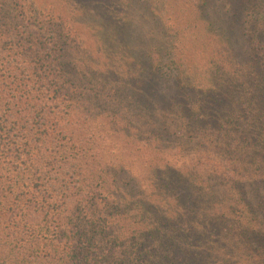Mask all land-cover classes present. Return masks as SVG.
Wrapping results in <instances>:
<instances>
[{"label": "rangeland", "instance_id": "rangeland-1", "mask_svg": "<svg viewBox=\"0 0 264 264\" xmlns=\"http://www.w3.org/2000/svg\"><path fill=\"white\" fill-rule=\"evenodd\" d=\"M22 1L40 12L45 24L62 26L66 34L70 29L69 49H87L90 39L82 25H95L96 32L110 36L109 49L134 60L130 75L109 74L105 88L94 89L99 103L106 96L108 104L117 103L123 117L113 127L116 134L100 147L111 165L119 166L110 170L121 192L148 193L154 183L172 205L183 213L189 210L191 216L164 222L165 227L179 229V236H172L164 249L154 248L150 238L143 253L167 264H256L259 255L264 256V178L259 176L264 172V0H196L192 7L198 18L186 5V11L171 10L166 2L155 0H104L102 11L101 5L85 0ZM185 23L189 26L181 29ZM190 115L204 122H189ZM101 122L111 127L102 117L90 124L95 129ZM167 123L168 130L160 131ZM153 125L158 145L165 149L157 159L141 143L124 138L128 133L139 140ZM176 126L181 136L174 132ZM124 129L129 130L122 134ZM165 162L170 167L152 177L151 164ZM178 182L182 191L176 190ZM225 195L238 198L259 225L236 242L226 239L229 230L216 220L203 218L200 226L191 222L199 217L201 197L208 196V207L216 211Z\"/></svg>", "mask_w": 264, "mask_h": 264}, {"label": "trees", "instance_id": "trees-1", "mask_svg": "<svg viewBox=\"0 0 264 264\" xmlns=\"http://www.w3.org/2000/svg\"><path fill=\"white\" fill-rule=\"evenodd\" d=\"M85 1L101 5V11L105 4ZM155 1L166 2L171 10L186 11L182 7L186 5L191 16L199 17L192 7L196 0ZM40 15L22 0H0V264H167L156 255L144 254V246L151 238L154 248L164 249L180 231L163 223L191 217L189 210L181 212L154 183L148 193L141 188L136 195L121 192L110 170L119 166L111 165L100 147L116 134L113 127L123 117L117 103L108 104L106 96L100 102L106 106L99 107L94 89L105 88L109 74L130 75L134 60L109 49L110 36L96 32L95 25L79 24L89 35L87 49H69L70 29L66 34L62 26L45 24ZM182 85L188 87L186 82ZM154 91L159 94L156 87ZM95 117L111 127L101 122L93 129L90 122ZM187 119L204 122L198 115ZM170 124L159 130H168ZM179 124L187 127L184 121ZM156 129L142 131L139 140L137 135L123 136L127 142L141 143L157 159L165 149L158 145ZM177 131L181 136L179 126ZM152 167L153 177L170 166L165 162ZM262 173L259 176L264 178ZM198 184L197 192L202 188ZM182 188L178 182L176 190ZM207 198L201 197L199 217L191 221L196 226L216 220L229 230L230 242L259 226L238 198L225 195L216 211L208 207ZM259 257L256 264H264V256Z\"/></svg>", "mask_w": 264, "mask_h": 264}]
</instances>
